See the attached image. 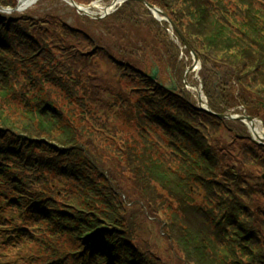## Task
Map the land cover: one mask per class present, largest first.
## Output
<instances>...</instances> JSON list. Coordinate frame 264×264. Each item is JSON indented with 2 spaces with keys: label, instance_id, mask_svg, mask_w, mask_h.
Segmentation results:
<instances>
[{
  "label": "trees",
  "instance_id": "1",
  "mask_svg": "<svg viewBox=\"0 0 264 264\" xmlns=\"http://www.w3.org/2000/svg\"><path fill=\"white\" fill-rule=\"evenodd\" d=\"M149 2L158 5L169 15L202 59L201 75L212 110L221 114L243 105L249 114L264 120V0ZM141 8L143 5L139 2H126L116 13L120 19L117 22L121 24L129 21L135 27L144 24L156 42L165 43L169 39L166 31L168 24H160L148 10L142 12ZM144 15L148 18L146 21L143 20ZM5 21L20 24L26 23L27 19H12L0 12V24ZM66 32L70 34L68 30ZM33 40L41 42L39 39ZM94 45L97 47L95 41ZM112 46L137 62L135 65L132 61H115L119 73L117 83L120 85H117L115 103L120 107L136 105L139 111L136 114L139 121L137 126L139 134L147 142H144L145 147L140 151L130 149L121 162L120 172L112 174L106 169H99L98 164L104 160L99 150H96L98 153H90L84 144L79 143L80 139L77 141L76 132L74 136L71 135L68 123L73 114L56 111L57 108L54 109L52 102L45 97L43 105H39L41 108L37 110L38 116L32 118L30 124L41 126L44 132L41 129L34 131L29 126L26 129L19 127L16 120L8 122L4 118L0 122V129L15 135L12 143L19 151L12 149L14 153L0 152V159L8 160L5 165L0 163V204L3 212L12 214V217L6 216L4 222L0 218V236L10 239L23 235L25 231H17L15 227L9 231L5 228L16 226V214L28 211L33 215L37 212L35 208L49 204L50 211L42 215L47 226L55 227L57 223L64 225L70 222L72 228H75L73 241L85 248V241L90 245L96 238L107 251V256L101 262L166 264V260L153 262L148 256L146 258L142 255L137 245L128 238L127 229L114 210V206L125 204L118 178H123L130 169L137 183L133 190L153 198L154 202H161L157 206L148 199L149 209H155L158 213L166 210L162 217L163 224L158 229L176 258L180 256L186 264H264V233L257 224L261 216L258 209L257 212L254 209V193L247 182V173L243 174L235 164H229L227 157L220 155L227 154V149L221 150L213 141L212 130L219 129L218 123L227 120L197 109L188 95L177 96L147 77L145 67L151 65L152 60L146 47L141 46L137 51L131 47L124 48L126 46L119 43H113ZM35 48L34 52H38L41 47ZM167 48L171 49L170 59L153 49L152 58L163 69L171 67L181 80L184 65L178 63L180 50L171 43ZM46 49L52 50L47 46ZM107 54L111 55L110 52ZM51 56L48 55V58ZM6 69L9 70L7 74L0 73L2 86L5 87L4 90L0 89V104L9 115L0 107V118L4 114L1 112L12 118L18 111L16 108L17 111L12 112L6 102V96L10 95L9 84L12 82L9 81L10 74L15 73L17 77L18 71L15 72L12 64H6ZM31 78L34 76L29 73L23 80L29 81ZM133 94L137 95L136 102ZM34 98L39 102L38 97ZM26 109L30 108L27 106ZM91 115L94 116V113L88 112L85 117L91 119ZM154 125L163 133L161 138L157 135L156 141L147 137ZM16 136H21V141ZM1 137L5 144L8 139L5 135ZM72 143L75 144L73 149L68 145L72 146ZM32 148L37 150L32 151ZM1 150H4L3 144L0 145ZM249 151L254 153L252 149ZM52 152L54 155L50 158H43ZM69 153L77 155L74 162L80 160L85 170L100 177L91 174L84 176L76 165H71L63 173L74 177L77 175L78 182L72 188L67 187V190L75 192L65 193V190L59 189L60 194H66L64 196L56 194V188H51L54 190L52 192L44 188L38 190L22 180L13 179L16 174L9 168L10 160L7 159L8 155L26 159L23 163H15V166L22 167V173L28 180L40 171L38 164L41 159L44 161L43 166L55 168L58 156ZM28 167L30 171L26 172ZM91 182L101 192L95 193L99 197L97 199L85 195L88 189H92ZM119 197L120 202L117 200ZM37 201L41 202L38 206H30ZM103 235L108 239L102 240ZM27 263L42 264L34 258Z\"/></svg>",
  "mask_w": 264,
  "mask_h": 264
},
{
  "label": "rangeland",
  "instance_id": "2",
  "mask_svg": "<svg viewBox=\"0 0 264 264\" xmlns=\"http://www.w3.org/2000/svg\"><path fill=\"white\" fill-rule=\"evenodd\" d=\"M19 1L17 0L18 4L20 3ZM82 1V4L97 1L95 5L99 6L92 7L91 12L98 14L102 7L111 3L112 0ZM23 9L14 15H7L27 19L26 23H22L25 28L35 25L33 27L34 34L31 35V38L36 39L38 37L40 40L51 43L33 42L31 46L52 45L57 51L62 53L59 56L61 58L60 64L67 63L71 68L67 71L66 75H63L62 81L56 71L52 70L53 67H46L39 70V65L44 63L41 53L24 60L8 57L5 61L12 63L14 65L12 66L18 71L17 78H14L13 73L11 74L14 78L13 80H18L23 83V77L27 76L28 72L31 71L30 73L34 76L37 94L40 93L57 106L61 104L65 107H70L68 104L76 106L85 105L86 101L81 96L83 92H88L90 96L97 100V102L91 104V114L94 113L95 118L88 119L80 116V107H76L77 112L72 116L69 129L72 131V136H74L75 132L79 134L80 141L88 148L90 153H98L96 150H99L103 154L104 160L98 164L99 169H106L112 174H117L121 170V162L124 157H127L130 149L140 151L145 147V143L147 142L139 134L137 122H134L130 118L131 109L126 111L113 102L118 86L120 85L117 83V66L113 64L111 58H108L107 52L115 54L118 59L132 61L135 65H137V62L132 60V57L125 56L122 51L119 52L116 47L112 46V43H119L126 46L124 48L131 47L137 51L141 46H144L149 50V56L154 55L152 52L153 49L155 52L160 51L169 58L171 52V49L167 48L169 43L177 45V49L180 48L177 36L170 31V36H167L169 41L166 40L165 43H158L155 41L154 36L147 31V27L144 24V27H135L129 21H123V23L119 24L112 15L103 21L106 23L105 31L98 27L97 22L86 15L78 13L72 8V5L64 0H40L36 4H29V6ZM116 19L120 20L119 18ZM147 19V16L144 15L143 20L146 21ZM18 21L21 20L18 19ZM64 23L68 26L75 27V34H67L63 30ZM17 38L16 34L13 37L7 34V43L10 42L12 46L18 44L30 45L22 41L18 43L13 42L12 39L17 40ZM91 39L97 43V47L94 45V41L93 45H91ZM167 43L168 45H166ZM173 50L175 51V48ZM157 53L159 54V52ZM87 55L95 63L88 61ZM94 55H96L95 58ZM140 55L144 56L143 54ZM78 57H81V59L78 60ZM178 61V63L186 64V67L193 63L190 55H181ZM73 68L76 72L75 75L70 74L74 72ZM200 71L197 73V78L196 75L189 76V81L197 86H200L203 81V75H201ZM27 85V83L17 85L10 90H13V94L17 96V93L26 88ZM4 88V86L0 87L2 90ZM180 89L185 90L183 87H180ZM187 91L190 100L195 105H198L197 92L193 89ZM6 97V102L9 108H11V111H18L16 115L11 116L12 119L5 115L6 113L8 114V111L0 104V107L6 111V113L1 112L4 114L0 118V122L6 118L8 122L17 121L16 123H18L19 127L26 129L29 126L34 131L39 129L42 131L41 126L39 127L37 124L30 125L32 118L38 116L35 107L24 109L25 104H22L21 100L15 99V97L10 95ZM132 97L136 102L137 95L133 94ZM130 103L132 102L130 101ZM232 109V113H245L241 106H239V109ZM246 113L254 116L248 112ZM256 117L264 122L260 116ZM260 120L256 121V127L263 131L264 124ZM218 124H220V128L212 130L213 141L221 147V150L227 149V154L220 155L222 157L225 155L229 164L233 163L243 174L247 173V182L254 193V209L256 212L258 209V214L261 216L257 219V224L264 233V227L262 226L264 225V147L255 141L246 124L235 121L221 122ZM111 133L114 138H112ZM244 133H246V136H244ZM157 135H161L160 129L152 126L147 137L152 141H156ZM163 139L165 141L167 140L165 137ZM249 149H252L254 153L250 152ZM61 159L63 160V158ZM95 177L99 178L100 175H96ZM118 179L120 186L123 188L121 191L125 204L121 203L117 207L114 206V210L121 217L122 225L127 229L128 238L137 245L144 257L147 258L148 256L153 262H160L159 259H163L166 260V264H186L180 256L176 258L174 253L169 250L165 239L159 232L158 228H161L163 224L162 217L165 216L166 210L158 213L155 209H149L150 202L148 199L157 206L161 202H154L153 198H147L133 190V187L137 186V183L134 182V174L130 169L125 172L123 178ZM69 183L73 182H66V185L69 186ZM75 185L77 183H73L70 187L72 188ZM51 188L55 187L50 183L45 187L48 192L54 191ZM1 189L4 188L2 187ZM61 189L65 190V193L75 192V190L69 191L64 188ZM160 192L161 190H159ZM56 194L61 196L66 195L60 194L59 191ZM85 195L90 198H98L95 194L89 195L85 193ZM117 200L120 202L121 197ZM100 207L103 206L100 205ZM27 225L28 228L35 227L34 222L31 221ZM50 229L52 228L49 227L42 232L39 230H29L31 236H33V241L25 242L15 248L2 244L3 237H0V264H28L27 261L32 259L33 256L45 257V260L42 262L44 263L52 257L59 258L61 256L64 257V255H69L65 250L75 248V244L68 242V238H61L58 242L51 240V237L45 234Z\"/></svg>",
  "mask_w": 264,
  "mask_h": 264
},
{
  "label": "water",
  "instance_id": "3",
  "mask_svg": "<svg viewBox=\"0 0 264 264\" xmlns=\"http://www.w3.org/2000/svg\"><path fill=\"white\" fill-rule=\"evenodd\" d=\"M142 1L146 2V0H142ZM150 7H151V8H155V7H153V6H150ZM163 14H164V13H163ZM186 45L189 47V45H188L187 43H186ZM195 57H196V62H199V57H198L197 55H195ZM192 70H193V67L190 68V69L188 70V73L191 72ZM187 75H188V74H187ZM156 76H157V70H154V71H153V74H152V78H156ZM170 88H176V83H175V81L172 82V85H170ZM224 117L235 118V116H232V115H225ZM236 118H239V119H241V120H247L248 122L251 123V126H252L253 130L255 129V127H254V118H253V117H251V116H247V115H241V116H238V117H236ZM260 139L264 141V138H261V137H260Z\"/></svg>",
  "mask_w": 264,
  "mask_h": 264
},
{
  "label": "bare ground",
  "instance_id": "4",
  "mask_svg": "<svg viewBox=\"0 0 264 264\" xmlns=\"http://www.w3.org/2000/svg\"><path fill=\"white\" fill-rule=\"evenodd\" d=\"M37 0H21V9H22V7L24 8V7H27V6H29V4H31V3H35ZM257 132H259L260 134H261V131L258 129L257 130Z\"/></svg>",
  "mask_w": 264,
  "mask_h": 264
}]
</instances>
